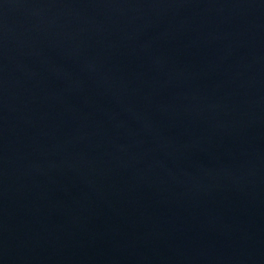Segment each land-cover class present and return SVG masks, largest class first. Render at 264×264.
<instances>
[{
    "label": "water",
    "instance_id": "obj_1",
    "mask_svg": "<svg viewBox=\"0 0 264 264\" xmlns=\"http://www.w3.org/2000/svg\"><path fill=\"white\" fill-rule=\"evenodd\" d=\"M0 264H264V0H0Z\"/></svg>",
    "mask_w": 264,
    "mask_h": 264
}]
</instances>
